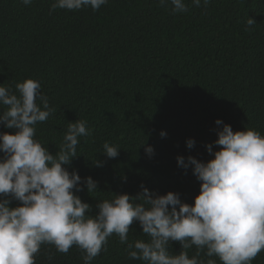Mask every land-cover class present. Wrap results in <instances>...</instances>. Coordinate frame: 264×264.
<instances>
[{"label":"trees","instance_id":"16d2710c","mask_svg":"<svg viewBox=\"0 0 264 264\" xmlns=\"http://www.w3.org/2000/svg\"><path fill=\"white\" fill-rule=\"evenodd\" d=\"M52 2L0 0V84L15 92L27 78L40 82L55 112L35 126V138L53 154L68 122L87 121L90 135L79 138L66 167L97 182L98 191L73 190L92 214L111 193L136 197L141 186L156 195L179 193L191 204L199 181L176 157L210 160L205 145L218 150L217 119L234 132L253 128L264 135V0H210L207 8L186 0L189 11L177 14L158 0L50 12ZM248 18L256 22L250 30ZM11 131L0 124V132ZM188 138L195 141L191 149ZM105 142L118 147L116 158L103 153ZM149 145L151 156L144 150ZM128 238L148 239L137 222ZM106 247L91 264H144L128 258L116 235ZM170 250L178 254L180 244L172 242ZM187 251L191 257L197 250ZM81 255L75 246L63 254L42 245L36 264H83ZM251 264H264V251Z\"/></svg>","mask_w":264,"mask_h":264},{"label":"clouds","instance_id":"9594fccd","mask_svg":"<svg viewBox=\"0 0 264 264\" xmlns=\"http://www.w3.org/2000/svg\"><path fill=\"white\" fill-rule=\"evenodd\" d=\"M27 6L32 0H20ZM173 14L186 13V0H158ZM210 0H191L195 7L207 8ZM108 0H53L50 12L90 7L97 11ZM256 24L248 18L247 25ZM39 101V103L37 102ZM55 112L41 92L39 81L27 78L11 87L0 84V124L11 132H0V264H36L42 245L67 254L75 246L81 251L83 264L107 251L113 235L127 245V256L144 264H251L264 251V135L253 128L233 131L220 119L206 162L189 155L177 156L179 167L191 166L199 181V192L191 204L181 202L179 193H151L141 186L133 197L111 193L110 199L91 205L74 194L86 188L98 191L91 177L81 178L67 167L77 156L80 137L90 135L87 121L68 122L63 140L55 154L35 138L36 125ZM161 137L167 134L160 132ZM195 141L186 140V147ZM151 156L154 149L144 148ZM103 153L112 159L119 155L117 146L103 144ZM95 166L101 163L95 161ZM83 185V187H81ZM12 200L17 206L10 207ZM139 200V203H134ZM137 222L148 237L129 242L130 226ZM172 242L181 250L173 254ZM196 254L189 256L188 249ZM201 253L207 260L201 259ZM215 257V259L213 258ZM53 260V254L47 256Z\"/></svg>","mask_w":264,"mask_h":264}]
</instances>
